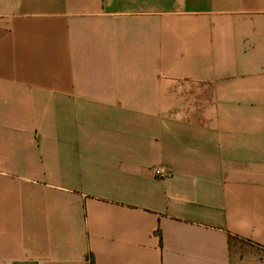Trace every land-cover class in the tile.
Instances as JSON below:
<instances>
[{"label": "crops", "instance_id": "0c3cea01", "mask_svg": "<svg viewBox=\"0 0 264 264\" xmlns=\"http://www.w3.org/2000/svg\"><path fill=\"white\" fill-rule=\"evenodd\" d=\"M0 264H264V0H0Z\"/></svg>", "mask_w": 264, "mask_h": 264}, {"label": "built area", "instance_id": "2783aa9c", "mask_svg": "<svg viewBox=\"0 0 264 264\" xmlns=\"http://www.w3.org/2000/svg\"><path fill=\"white\" fill-rule=\"evenodd\" d=\"M156 173L158 176L163 177V178L167 176V171L164 169L157 170Z\"/></svg>", "mask_w": 264, "mask_h": 264}]
</instances>
